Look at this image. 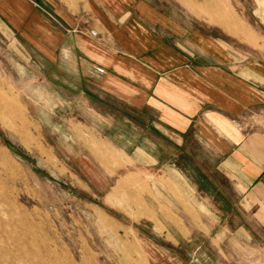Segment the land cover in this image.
<instances>
[{
  "label": "crops",
  "instance_id": "0c3cea01",
  "mask_svg": "<svg viewBox=\"0 0 264 264\" xmlns=\"http://www.w3.org/2000/svg\"><path fill=\"white\" fill-rule=\"evenodd\" d=\"M176 2L188 10L205 1ZM244 9L255 44L149 0H0V34L22 71L35 69L34 81L52 89L33 96L32 76L22 75L29 115L79 154L161 166L165 195H206L196 172L210 186L219 175L260 196L264 0H244Z\"/></svg>",
  "mask_w": 264,
  "mask_h": 264
},
{
  "label": "rangeland",
  "instance_id": "374dc122",
  "mask_svg": "<svg viewBox=\"0 0 264 264\" xmlns=\"http://www.w3.org/2000/svg\"><path fill=\"white\" fill-rule=\"evenodd\" d=\"M149 1L255 44L244 0H204L188 10L176 0ZM22 65L0 34V264H264V195H246L219 175L210 186L196 172L206 195H165L161 166L79 154L29 115L22 75L32 76L33 96L52 89Z\"/></svg>",
  "mask_w": 264,
  "mask_h": 264
},
{
  "label": "bare ground",
  "instance_id": "6f19581e",
  "mask_svg": "<svg viewBox=\"0 0 264 264\" xmlns=\"http://www.w3.org/2000/svg\"><path fill=\"white\" fill-rule=\"evenodd\" d=\"M1 93H2V92H1ZM0 100H1V99H0ZM8 100H9L8 98H6V99L4 98V100H3V104H4L5 107H11V106H12L13 109H14V107L17 108V107H16L17 104H16L14 101H13L14 103H13V105H12V103L9 102ZM1 101H2V100H1ZM14 104H15V106H14ZM17 109H18V108H17ZM14 246H15V245H14ZM20 250H21V249H20ZM53 251H54V250H53ZM18 252H19V250H18ZM22 252H23V251H22ZM24 252H25V251H24ZM24 252H23V254H24ZM53 254H54V252H53ZM17 255H18V254H17ZM12 256H13V255H12ZM15 256H16V255H15ZM16 257H17V256H16ZM48 261H50V260H48ZM48 261H45V262H48ZM45 262H44V263H45ZM52 262H53V261H52ZM41 264H42V263H41ZM47 264H48V263H47ZM55 264H56V263H55Z\"/></svg>",
  "mask_w": 264,
  "mask_h": 264
}]
</instances>
